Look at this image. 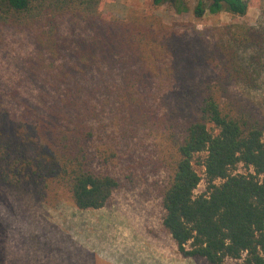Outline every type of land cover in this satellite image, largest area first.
I'll return each mask as SVG.
<instances>
[{
  "label": "trees",
  "instance_id": "1",
  "mask_svg": "<svg viewBox=\"0 0 264 264\" xmlns=\"http://www.w3.org/2000/svg\"><path fill=\"white\" fill-rule=\"evenodd\" d=\"M104 1L0 0V32L34 29L39 48L50 53L59 41V20L69 17L89 32L77 49L88 44L109 55L126 49L146 63V72L153 71L163 50L157 44L160 31L152 23L105 20ZM187 1L152 3L169 2L177 14L200 20L221 13L242 18L256 0H194L193 6ZM211 31L200 56L209 74L183 85L170 99L162 98L158 114L150 117L152 107H145L144 69L125 76L117 99L141 123L150 122L163 141L157 164L165 178L157 196L162 228L178 254L207 264H264V21ZM87 52L82 53L84 62L92 59ZM58 114L47 126L43 117L34 122L0 110V183L34 184L41 194L66 193L79 210L101 209L119 186L109 171L116 151L94 148L92 127L61 114L63 120H58ZM194 161L203 168L207 185L200 195L194 194L202 180ZM239 164L254 174H235Z\"/></svg>",
  "mask_w": 264,
  "mask_h": 264
},
{
  "label": "rangeland",
  "instance_id": "2",
  "mask_svg": "<svg viewBox=\"0 0 264 264\" xmlns=\"http://www.w3.org/2000/svg\"><path fill=\"white\" fill-rule=\"evenodd\" d=\"M152 2L105 0L102 11L107 21L152 23L160 31L157 44L163 50L150 72L126 49L112 50V55L93 51L98 47L88 44L77 49L89 32L69 17L59 20V41L49 47L50 53L45 46L39 48L34 29L1 30L0 110L34 122L43 117L45 124L59 112L68 121L88 124L94 148L115 149L109 171L119 186L101 209L79 210L64 192L41 194L34 184L0 183V264H207L179 255L162 228L157 196L165 178L157 164L162 140L150 122L141 123L120 103L117 93L126 75L144 69L145 107H152L150 117L158 114L162 98L170 99L183 85L209 74L200 56L211 30L235 23L257 25L264 21V0L251 3L242 18L221 13L200 20L177 14L169 2ZM87 49L92 59L84 62ZM193 167L202 178L194 191L200 195L207 187L204 170L195 161ZM234 173L254 174L241 164Z\"/></svg>",
  "mask_w": 264,
  "mask_h": 264
}]
</instances>
